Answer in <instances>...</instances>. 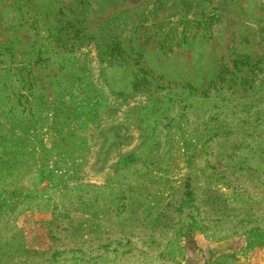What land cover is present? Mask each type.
Wrapping results in <instances>:
<instances>
[{"label":"rangeland","instance_id":"1","mask_svg":"<svg viewBox=\"0 0 264 264\" xmlns=\"http://www.w3.org/2000/svg\"><path fill=\"white\" fill-rule=\"evenodd\" d=\"M0 264H264V0H0Z\"/></svg>","mask_w":264,"mask_h":264}]
</instances>
